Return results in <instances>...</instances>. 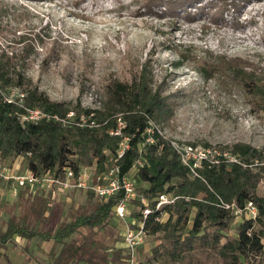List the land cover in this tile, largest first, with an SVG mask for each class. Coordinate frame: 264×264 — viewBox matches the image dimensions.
I'll list each match as a JSON object with an SVG mask.
<instances>
[{
	"label": "trees",
	"instance_id": "obj_1",
	"mask_svg": "<svg viewBox=\"0 0 264 264\" xmlns=\"http://www.w3.org/2000/svg\"><path fill=\"white\" fill-rule=\"evenodd\" d=\"M194 1L145 0L143 4L147 7L145 12H152L154 5L165 4L168 11L179 14L180 10L188 17L191 14L188 5ZM241 1L207 2L210 9L215 11L210 16L211 20L215 23L224 20L223 14L230 9L238 13ZM203 8L205 5L197 6L198 10ZM138 12L141 13L138 10L135 14ZM232 23H237L236 16ZM19 29V26L13 28L15 38L12 40L18 44V50L10 54L8 50L0 48V84L20 88L25 93L27 106L61 116L69 111L77 115L92 113L91 118L95 119L97 125H62L53 120L21 124L16 116L19 108L0 98V155L3 159L9 161V158L21 154L26 166L35 172L63 165L73 170L80 166H93L96 172H101L118 165L120 176L135 170L132 179L137 192L149 201L151 208H154L155 199L160 194L175 196L173 203L153 211L144 220L146 235H151L152 240L157 241L148 249V260L173 264L181 261L190 251L201 248L216 250L230 264H237L240 257L249 252L264 254V157L260 150L246 142H233L228 148L239 162L204 163L196 170L197 175H193L180 162L167 139L155 135L153 142H145L140 148L148 121L152 120L163 127L174 113L173 102L155 83L146 61L141 63L129 80L109 78L97 107L85 108L79 99L75 102L52 100L25 71L26 60L36 51V44L44 42L43 34L23 30L16 33ZM198 71L204 79H214L219 85H225L228 81L229 85H234L240 91L246 102L264 110V70H256L244 64L240 58L220 55L215 62L204 64ZM118 114H121L125 126L121 134H111L109 130L116 128ZM124 136H129V146L118 157L117 151ZM203 145L207 146V143ZM68 158L70 161L66 163L65 159ZM137 160H140V164L136 163ZM138 183L145 185L137 186ZM261 183L263 190L259 193ZM25 190L21 188L18 192L22 195ZM85 193L90 203L94 194ZM121 196L120 192L105 200L96 196L90 212L76 210L69 220H64L58 214L57 202L43 206L41 211L40 208L38 210L40 227L30 223L25 215L9 216L4 230H0V257L3 256L5 260L0 264H14L3 251L7 243L14 246L16 238L32 237L46 242L43 247L46 248L45 261L48 264H125V248L111 250L98 236V231L106 229L113 207ZM249 199L257 205L256 218H240L235 236L229 238L225 231L235 216L234 207H243ZM131 203H135L136 208L132 209L130 216L140 218L141 202L136 199ZM224 204L229 207H223ZM161 213L165 216L160 222L155 217ZM222 238L226 240L221 242ZM143 243L137 246L136 257L143 249ZM45 261L38 260V263L45 264Z\"/></svg>",
	"mask_w": 264,
	"mask_h": 264
},
{
	"label": "rangeland",
	"instance_id": "obj_2",
	"mask_svg": "<svg viewBox=\"0 0 264 264\" xmlns=\"http://www.w3.org/2000/svg\"><path fill=\"white\" fill-rule=\"evenodd\" d=\"M144 1L0 0V48L10 54L18 50V44L12 41L15 26L21 27L16 33L23 30L43 34V44L37 43L36 51L26 60V74L50 99L74 102L79 99L85 108L99 105L109 78L129 80L146 61L155 83L173 102L174 113L168 124L162 127L155 123L166 136L195 145L207 143L229 154V144L246 142L264 157V110L246 102L228 81L219 85L214 79H204L198 71L220 55L240 58L256 70H264V0H243L238 13L230 9L223 14L224 20L217 23L210 18L215 11L209 5L216 3L214 0H195L188 5L191 12L188 17L180 10L179 14L168 11L165 4L154 5L152 12H145ZM199 5L205 8L198 10ZM138 10L141 13L135 14ZM234 16L237 23H232ZM19 160L23 168L28 167L23 155L20 154ZM69 161L65 159L66 163ZM134 174L132 169L128 175ZM262 185L258 187L259 193ZM11 189L0 181V230H4L9 216L19 214L40 227L39 208L41 211L43 206L56 202L58 214L69 220L76 210L90 212L97 199L93 195L89 203L85 191L32 188L20 195L18 189ZM134 208L135 203H130L128 213ZM234 215L225 231L229 238L235 236L237 222L244 217ZM122 224L124 221L112 214L106 231H98L111 250L123 247ZM151 237L146 235L143 249L137 254L139 264H162L148 260V249L157 242ZM21 240L24 250L7 243L3 251L15 264H30L31 250H38L41 240L39 237ZM225 240L222 238L221 242ZM4 262L1 256L0 263ZM258 262H264V254L249 252L237 264ZM173 264L230 262L214 249L201 248Z\"/></svg>",
	"mask_w": 264,
	"mask_h": 264
},
{
	"label": "built area",
	"instance_id": "obj_3",
	"mask_svg": "<svg viewBox=\"0 0 264 264\" xmlns=\"http://www.w3.org/2000/svg\"><path fill=\"white\" fill-rule=\"evenodd\" d=\"M0 98L3 102L13 104L19 108L17 118L21 124L36 123L41 120H53L60 122L62 125L77 126H95L97 125L92 113L75 114L69 111L61 116L51 113L42 108L31 107L25 104V93L17 86H2L0 84ZM116 128L109 130L111 134H121V129L125 126V121L121 114L116 117ZM143 130L142 147L145 142H153L154 137L160 136L167 139L173 152L177 155L180 162L185 165L190 173L197 175L196 170L202 164H218L223 162H239L238 158L227 151H218L210 146H201L185 142H179L166 136L163 131L149 120ZM129 136H124L119 144L117 156H121L123 151L128 148ZM141 151V149H140ZM20 154L12 160L7 161L0 155V181L7 184L11 190L26 188H40L42 190H59L60 192L68 191H85L91 192L95 196L103 197L104 200L116 192L122 194L121 199L113 207V215L124 221L122 233V245L127 252L125 264H139L136 257V248L144 242L146 230L144 220L153 211L160 207L171 204L175 196L160 194L154 202V208H151L149 201L140 196L136 191L135 182L128 174L119 175L118 165H113L105 171L96 172L93 166H80L73 170L70 166L63 165L60 168H47L41 172H35L30 167L23 168L20 165ZM140 164V160L136 161ZM139 199L142 206L140 209V218L136 219L128 213V205L131 201ZM228 208V204H224ZM233 212L237 215H243L245 218L255 219L258 214V208L253 200H247L243 207H234ZM165 214L161 213L155 217L160 222L164 219ZM127 218H130L128 221Z\"/></svg>",
	"mask_w": 264,
	"mask_h": 264
},
{
	"label": "crops",
	"instance_id": "obj_4",
	"mask_svg": "<svg viewBox=\"0 0 264 264\" xmlns=\"http://www.w3.org/2000/svg\"><path fill=\"white\" fill-rule=\"evenodd\" d=\"M15 246H20L19 248H20V250H22V248H23V250L25 249L24 248V246H23V244L21 243L22 242V240L20 241V239H18V238H16L15 239ZM20 243V244H19ZM23 243H24V245H25V243H26V240H24L23 241ZM46 244V242H40V244H39V249L38 250H35V249H32L31 251H32V255H31V257H30V260H31V263L30 264H40V263H38V260L39 261H45V259H46V254H45V247H43L44 245ZM8 246V245H7ZM6 246V247H7ZM40 247H43V249L42 248H40ZM26 250H27V248H26ZM30 256V255H29ZM44 257H45V259H44ZM11 260V259H10ZM12 261V260H11ZM28 261V260H27ZM14 263V262H13ZM28 263V262H27ZM15 264V263H14ZM45 264H48L46 261H45Z\"/></svg>",
	"mask_w": 264,
	"mask_h": 264
}]
</instances>
